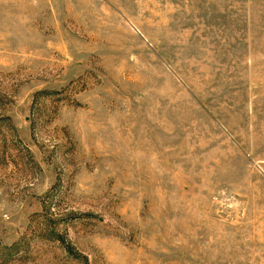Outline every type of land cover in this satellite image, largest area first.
<instances>
[{
  "label": "rangeland",
  "instance_id": "rangeland-1",
  "mask_svg": "<svg viewBox=\"0 0 264 264\" xmlns=\"http://www.w3.org/2000/svg\"><path fill=\"white\" fill-rule=\"evenodd\" d=\"M0 264H264V0H0Z\"/></svg>",
  "mask_w": 264,
  "mask_h": 264
}]
</instances>
